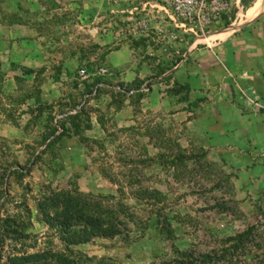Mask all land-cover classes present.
<instances>
[{
	"label": "rangeland",
	"instance_id": "1",
	"mask_svg": "<svg viewBox=\"0 0 264 264\" xmlns=\"http://www.w3.org/2000/svg\"><path fill=\"white\" fill-rule=\"evenodd\" d=\"M102 1L108 11L79 20L77 32L61 18L51 22L60 29H48L47 44L57 46L55 50L59 52L50 53L53 62L46 67L0 69V124L10 123L31 135L28 141L17 137V133L13 138L0 134V264L42 253L65 254L78 264H167L179 258L178 252L221 254L225 248L229 252L219 264H264V212L249 211L241 205L224 166L191 160L198 156V150L192 142L187 144L179 132L166 133L161 125L151 131L147 127L138 131L134 127H111L103 140L101 136L94 140L92 151L97 162L85 167L90 169V175L83 179L49 159L54 147L46 142L54 131V118L81 104L83 110L85 105L82 98L79 103H67L66 108L41 118V110L48 109L47 104L36 103L43 83L61 94L70 86L78 88V84L86 82L79 77V71L97 74L104 57L123 39L140 46L135 56L150 68L148 77L140 82H152L150 76L161 77L170 71L188 47L222 42L225 38L205 41L233 27V16L223 15L224 24L213 27L206 38L183 34L158 18L153 26L157 25L159 33L148 39L153 46L147 50L144 38L118 35L123 28L124 6L118 0ZM79 10L85 12L84 7ZM66 11V6H59L58 12ZM107 12L109 17L102 15ZM148 13L164 14L150 5L142 12ZM232 34L233 31L229 36ZM161 62L166 67H161ZM8 75L17 84L12 93L2 90L1 83ZM112 76L111 72L109 77ZM106 82L113 84L110 79ZM136 87L127 88V92ZM69 121L73 119L62 124ZM188 149L191 153L185 154ZM90 186L95 190L90 191ZM58 193L115 212L127 225L124 235L94 238L80 245L65 243L63 235L67 231L51 228L46 222L47 214L54 216L52 198ZM40 204L45 205L42 210ZM245 233L242 242L228 241Z\"/></svg>",
	"mask_w": 264,
	"mask_h": 264
},
{
	"label": "crops",
	"instance_id": "2",
	"mask_svg": "<svg viewBox=\"0 0 264 264\" xmlns=\"http://www.w3.org/2000/svg\"><path fill=\"white\" fill-rule=\"evenodd\" d=\"M61 5L67 10L63 14L58 12ZM82 7L85 12H80ZM108 9L102 0H0V69L46 67L53 62L50 53L59 52L57 46L47 44L48 29H60L51 22L61 18L77 32L79 20L95 18ZM102 15L109 17L108 12ZM225 15L233 16L234 29L205 42L225 40L188 47L170 71L161 77L150 76L152 88L143 97L127 94V88L146 79L150 70L135 56L140 46L129 39L119 40L98 68L109 69L113 78L100 77L97 69L90 80L78 88L70 86L64 94L51 91L43 83L36 103L47 104L48 109L41 110V118L82 98L85 105L72 123L65 124L67 132L53 142L54 154L49 159L83 179L90 175L85 167L97 162L92 151L94 140L99 136L103 140L111 127H134L136 131L147 127L151 131L161 125L166 133L179 132L187 144L192 142L198 156L191 160L224 166L241 205L249 211L264 212V0H230ZM143 40L145 48L151 49L152 43ZM102 45L101 51L105 50ZM160 66L166 64L161 62ZM5 78L2 90L12 93L17 89L15 79L10 75ZM109 79L113 84L106 82ZM22 130L10 123L0 124L1 135L13 138L17 133V137L30 141V133ZM150 146L157 149L155 144ZM89 190L95 189L90 186Z\"/></svg>",
	"mask_w": 264,
	"mask_h": 264
},
{
	"label": "built area",
	"instance_id": "3",
	"mask_svg": "<svg viewBox=\"0 0 264 264\" xmlns=\"http://www.w3.org/2000/svg\"><path fill=\"white\" fill-rule=\"evenodd\" d=\"M119 4L124 8L122 13L124 15L123 28L118 33L124 38H144L149 39L155 34L158 35L157 25L153 26V22L157 24L158 18L162 22L170 25L174 29L186 35H195L206 37L210 35L213 27L223 23V15L229 9L230 0H118ZM144 5L143 8H141ZM159 9L164 14H145L147 6ZM161 31V30H159ZM155 33V34H154ZM160 35V34H159ZM99 76H109L111 71L107 68H100L98 70ZM79 77L82 81H88L92 77L86 70L79 71ZM152 88V82L145 80L141 84L127 92L129 95L147 94ZM82 104L68 111L66 114H60L54 118L53 126L56 134L47 140L49 145L58 135L62 134L64 127L62 122L66 121L70 116L79 114L82 110Z\"/></svg>",
	"mask_w": 264,
	"mask_h": 264
},
{
	"label": "trees",
	"instance_id": "4",
	"mask_svg": "<svg viewBox=\"0 0 264 264\" xmlns=\"http://www.w3.org/2000/svg\"><path fill=\"white\" fill-rule=\"evenodd\" d=\"M141 84L137 81V87ZM134 96L143 97L144 94ZM68 119H73L70 116ZM74 120V119H73ZM72 122V121H71ZM64 131L58 135L51 143L66 134ZM56 130L48 137L54 136ZM47 139V140H48ZM50 143V144H51ZM54 216L46 215V222L51 228H59L67 231L63 235V240L67 244L80 245L89 243L94 238H115L124 235L127 225L120 220L115 212L111 210H100L99 207L88 206L81 198L70 196L66 193H58L52 198ZM45 206L40 204L39 209ZM67 233V234H66ZM228 239L229 242H242L244 236ZM229 248H225L221 254L212 252L207 254H197L194 251L178 252L179 258L167 264H219L228 254ZM12 264H78L73 259L61 253L32 254L12 259Z\"/></svg>",
	"mask_w": 264,
	"mask_h": 264
},
{
	"label": "bare ground",
	"instance_id": "5",
	"mask_svg": "<svg viewBox=\"0 0 264 264\" xmlns=\"http://www.w3.org/2000/svg\"><path fill=\"white\" fill-rule=\"evenodd\" d=\"M262 9V8H261ZM261 11V10H260ZM250 17V16H249ZM249 17L246 19V20H248L249 19ZM232 29H234V27H231Z\"/></svg>",
	"mask_w": 264,
	"mask_h": 264
}]
</instances>
